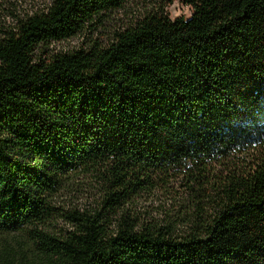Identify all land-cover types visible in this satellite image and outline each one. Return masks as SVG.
I'll use <instances>...</instances> for the list:
<instances>
[{"label": "trees", "instance_id": "trees-1", "mask_svg": "<svg viewBox=\"0 0 264 264\" xmlns=\"http://www.w3.org/2000/svg\"><path fill=\"white\" fill-rule=\"evenodd\" d=\"M46 1L0 34V236L39 264H264V0L145 8L37 61L132 0ZM83 177L96 204H60ZM173 177L175 215L132 212ZM9 245L0 264H22Z\"/></svg>", "mask_w": 264, "mask_h": 264}, {"label": "rangeland", "instance_id": "rangeland-1", "mask_svg": "<svg viewBox=\"0 0 264 264\" xmlns=\"http://www.w3.org/2000/svg\"><path fill=\"white\" fill-rule=\"evenodd\" d=\"M46 0H0V34L12 27L19 17L27 13L39 10L45 7ZM168 4L165 11L171 19L179 16L188 18L192 9L183 0H132L125 4L121 11H117L102 24L94 25L85 29L82 33L69 39L52 42L49 44L38 45L34 50V59L45 57L51 58L57 53L71 52L80 48H86L91 43L97 41L107 44L112 38L114 30L121 28L129 23L130 20L138 17L145 11V8ZM183 181L179 177L169 179L165 184H161L152 192L143 193L134 207L131 208L133 213H138L143 217L162 219L167 214L175 215L178 203L183 201L185 195L182 192ZM99 189L95 186L93 179L80 178L77 183L67 191L64 190L58 197L60 204L73 203L78 207H90L96 204L100 197ZM9 243L10 247L22 256V264H39L34 259L32 252L34 246L26 236L17 235L14 239L10 236H0V255L3 248ZM44 264V263H42Z\"/></svg>", "mask_w": 264, "mask_h": 264}]
</instances>
